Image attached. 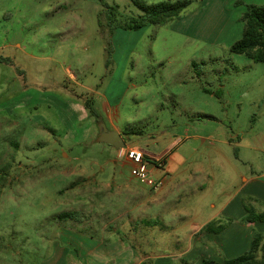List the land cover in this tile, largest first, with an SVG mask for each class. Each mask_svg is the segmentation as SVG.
Masks as SVG:
<instances>
[{
  "label": "rangeland",
  "instance_id": "374dc122",
  "mask_svg": "<svg viewBox=\"0 0 264 264\" xmlns=\"http://www.w3.org/2000/svg\"><path fill=\"white\" fill-rule=\"evenodd\" d=\"M191 1L165 26L128 31L106 26L104 10L117 7L122 24L140 14L129 0H0V264L148 254L154 264L187 248L145 236L143 185L96 142L86 101L97 117L105 98L119 102L126 141L150 158L174 155L178 173L159 197L170 219L181 216L182 240L210 215L214 193L241 183L239 172L264 173V64L230 52L240 18L212 42L183 29L202 4ZM197 130L203 142L191 139Z\"/></svg>",
  "mask_w": 264,
  "mask_h": 264
},
{
  "label": "crops",
  "instance_id": "0c3cea01",
  "mask_svg": "<svg viewBox=\"0 0 264 264\" xmlns=\"http://www.w3.org/2000/svg\"><path fill=\"white\" fill-rule=\"evenodd\" d=\"M237 1L264 6V0H202L201 7H198L195 11L196 16L186 22L183 29L196 30L202 38L211 42L218 40L224 28L233 25L245 11V7H242V5L236 6L234 4ZM237 10L238 14L236 13ZM105 99V103H102L105 104L103 106L104 113L100 118L106 128L117 132L121 136L125 147L139 149L130 139L126 141L123 135V129L119 125V102ZM201 136L200 131L197 130L191 139L203 142L204 139ZM220 142L222 144L226 143L225 140ZM235 146L244 149L246 147L243 144H236ZM144 154L147 159L152 161L150 171L154 178L163 181V186L158 191H151L142 186L145 194L141 203L143 211L141 220L144 223V234L145 236L169 235L177 238L176 242L188 244L187 248L174 259L171 258V260L167 255H161V258L157 261L154 260V264H199L202 260H210L220 264L225 259H233L244 254L249 249L256 233L264 236V222H244L247 216L246 207L252 209L256 215H264V173L258 176H243L239 172L238 178L241 179V183L233 191L220 190L214 193L211 199L212 202L209 203L210 215L206 219H200V221H191L188 225L187 238L183 236L186 240H182L180 239L183 234L182 227L178 223L182 219L181 216L173 214V219H170L163 211V204L160 203L161 200L165 203V200L163 197L162 199L159 197L163 192H166L165 189L171 183L175 174L178 173L180 164L174 162V155H170L169 149L156 158H150L145 152ZM225 160L228 163L230 162L227 157H225ZM119 161L123 167L127 166L122 160ZM235 161H238L237 157H235ZM221 162L219 161V163ZM114 163L117 162L114 161ZM110 191H113L111 187ZM129 193L133 195L131 190ZM154 226L156 227L152 231ZM165 227L171 229L166 232L163 229ZM92 253L93 250L90 254ZM143 258H147L152 264V260L156 257L148 254L143 255ZM143 261L142 258H136L135 260L129 259L127 263L118 264H140Z\"/></svg>",
  "mask_w": 264,
  "mask_h": 264
},
{
  "label": "trees",
  "instance_id": "16d2710c",
  "mask_svg": "<svg viewBox=\"0 0 264 264\" xmlns=\"http://www.w3.org/2000/svg\"><path fill=\"white\" fill-rule=\"evenodd\" d=\"M102 1V0H98ZM133 7L140 13L136 17H127L121 24L122 15L117 7L105 5V25L118 26L123 30L138 31L145 26H165L178 19L181 14L192 4L191 0L164 1L156 4H147L143 0H129ZM237 5L242 3L237 2ZM245 11L240 17L243 24L241 37L230 46V52L242 55L254 63L264 64V6L245 4ZM85 108L90 115L97 119L91 105L85 102ZM125 135H128L126 132ZM247 216L245 223L264 222V215H254L252 209L246 207ZM67 216L61 214L59 217ZM140 264H151L144 260ZM187 264V263H184ZM199 264H219L210 260H202ZM220 264H264V236L255 234L249 249L239 257L225 259Z\"/></svg>",
  "mask_w": 264,
  "mask_h": 264
},
{
  "label": "built area",
  "instance_id": "2783aa9c",
  "mask_svg": "<svg viewBox=\"0 0 264 264\" xmlns=\"http://www.w3.org/2000/svg\"><path fill=\"white\" fill-rule=\"evenodd\" d=\"M118 160H122L129 167V175L141 185L151 191H158L163 181L154 178L150 171V162L142 150L124 147L117 150Z\"/></svg>",
  "mask_w": 264,
  "mask_h": 264
},
{
  "label": "water",
  "instance_id": "95a60500",
  "mask_svg": "<svg viewBox=\"0 0 264 264\" xmlns=\"http://www.w3.org/2000/svg\"><path fill=\"white\" fill-rule=\"evenodd\" d=\"M97 124V143L111 146L115 150L125 147L121 136L115 131L108 130L100 117H97Z\"/></svg>",
  "mask_w": 264,
  "mask_h": 264
}]
</instances>
